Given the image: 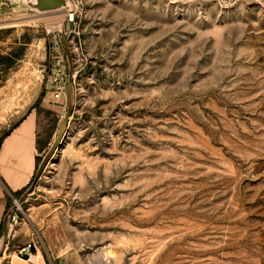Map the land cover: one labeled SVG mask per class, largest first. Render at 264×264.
I'll return each mask as SVG.
<instances>
[{"label": "rangeland", "instance_id": "rangeland-1", "mask_svg": "<svg viewBox=\"0 0 264 264\" xmlns=\"http://www.w3.org/2000/svg\"><path fill=\"white\" fill-rule=\"evenodd\" d=\"M18 1L0 134L35 108L54 138L74 21V109L31 200L47 264H264V0Z\"/></svg>", "mask_w": 264, "mask_h": 264}, {"label": "crops", "instance_id": "crops-1", "mask_svg": "<svg viewBox=\"0 0 264 264\" xmlns=\"http://www.w3.org/2000/svg\"><path fill=\"white\" fill-rule=\"evenodd\" d=\"M48 106H52L57 111H60V107L62 108L55 104H48ZM40 124L41 117L38 111L31 108L10 128L0 134V232L5 212L14 199L31 183L38 159L42 157L51 143L49 139L43 141ZM68 128L69 121L66 132ZM36 190L38 188L34 185L30 195L19 204L23 217L13 225L10 231L4 255L0 257V264L4 261L8 264H47L36 245L31 248L33 257L23 258L15 255L17 249L25 242L34 239L36 233L38 217L33 215L31 209V200L36 199L37 196Z\"/></svg>", "mask_w": 264, "mask_h": 264}, {"label": "water", "instance_id": "water-1", "mask_svg": "<svg viewBox=\"0 0 264 264\" xmlns=\"http://www.w3.org/2000/svg\"><path fill=\"white\" fill-rule=\"evenodd\" d=\"M13 1V0H10ZM67 0H19L18 4L28 6L36 12L44 13L50 11H56L62 9L66 5ZM74 28V21L72 18L67 20V28L64 30H59L58 35L63 47V50L67 57V68L68 74L65 81V93L67 97V106L64 114L59 120L56 134L49 144L48 148L40 158V161L36 167V171L31 183L26 187V189L11 203L5 212L2 222H1V232H0V256L5 247L7 238L13 227V223L10 221V214L14 208L19 205L26 197H28L34 188L37 179L41 176L46 164L51 159L53 154L61 147L62 140L65 137V133L68 126V121L74 109V72L72 66L71 53L68 50V41L71 31ZM20 257L28 258V253H17Z\"/></svg>", "mask_w": 264, "mask_h": 264}, {"label": "built area", "instance_id": "built-area-1", "mask_svg": "<svg viewBox=\"0 0 264 264\" xmlns=\"http://www.w3.org/2000/svg\"><path fill=\"white\" fill-rule=\"evenodd\" d=\"M65 93V81L64 80H59L55 83L54 85V91H53V96L56 99L61 98ZM22 208L17 205L14 210L11 212L10 214V221L13 223V225L19 221L23 216L21 215ZM35 246V240H29L27 242H25L24 244H22L17 251L15 252L16 256H19L17 253H28V257H30L32 255V251L31 248ZM20 257V256H19ZM3 264H8L7 261H4Z\"/></svg>", "mask_w": 264, "mask_h": 264}, {"label": "bare ground", "instance_id": "bare-ground-1", "mask_svg": "<svg viewBox=\"0 0 264 264\" xmlns=\"http://www.w3.org/2000/svg\"><path fill=\"white\" fill-rule=\"evenodd\" d=\"M66 4H67V2H66ZM50 12H53V11H50ZM48 13V12H47ZM67 14H69L71 17L70 18H72V13L71 12H68V10H67ZM63 16H61V18H60V20H62L63 18H62ZM60 22V21H59ZM30 257H33L32 255L30 256Z\"/></svg>", "mask_w": 264, "mask_h": 264}]
</instances>
